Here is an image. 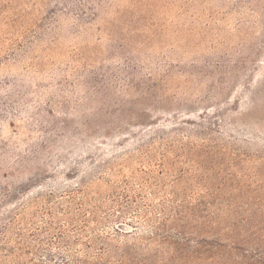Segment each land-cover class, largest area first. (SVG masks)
I'll return each mask as SVG.
<instances>
[{"label":"rangeland","instance_id":"rangeland-1","mask_svg":"<svg viewBox=\"0 0 264 264\" xmlns=\"http://www.w3.org/2000/svg\"><path fill=\"white\" fill-rule=\"evenodd\" d=\"M202 203L264 231V0H0V264H192Z\"/></svg>","mask_w":264,"mask_h":264},{"label":"trees","instance_id":"trees-1","mask_svg":"<svg viewBox=\"0 0 264 264\" xmlns=\"http://www.w3.org/2000/svg\"><path fill=\"white\" fill-rule=\"evenodd\" d=\"M210 206L202 203L185 211L173 236L155 221L150 227L162 244L192 264H264L263 219L257 210L238 203Z\"/></svg>","mask_w":264,"mask_h":264}]
</instances>
